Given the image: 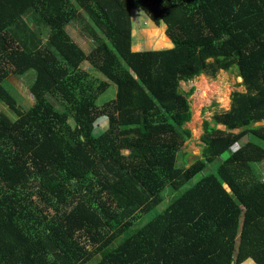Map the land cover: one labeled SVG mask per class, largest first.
<instances>
[{
	"label": "trees",
	"instance_id": "obj_1",
	"mask_svg": "<svg viewBox=\"0 0 264 264\" xmlns=\"http://www.w3.org/2000/svg\"><path fill=\"white\" fill-rule=\"evenodd\" d=\"M134 8L172 47L130 49ZM232 68L245 91L178 164L180 82ZM0 100V264H264V0H0Z\"/></svg>",
	"mask_w": 264,
	"mask_h": 264
},
{
	"label": "rangeland",
	"instance_id": "obj_2",
	"mask_svg": "<svg viewBox=\"0 0 264 264\" xmlns=\"http://www.w3.org/2000/svg\"><path fill=\"white\" fill-rule=\"evenodd\" d=\"M130 34H131V50H145V49H159L170 48L173 43L169 37L165 34V23L160 22L158 25L153 23L147 15L139 8L130 10ZM80 21L75 19L71 23V31L73 34H77L80 28ZM44 33H48V30H44ZM43 35H46L44 34ZM167 37L168 40L159 41L160 37ZM159 41V42H157ZM9 85L18 96L19 102L25 105H31L34 102L33 96L28 89V82L25 76H17L10 73L8 76ZM180 87L182 90L187 91L192 88L191 93L187 97L190 106V119L184 124L187 127L190 134L187 141L183 143L176 150L177 163L188 165L193 158L199 154L200 146L202 142L199 136L202 132L201 123L202 120H211L214 112H222L227 110L231 104V94L234 91H245L242 85V78L237 74L236 68L231 70L219 69L214 77L206 74H199L188 78L187 81H181ZM115 87L113 84L97 99V102L101 104L104 100L110 99L114 95ZM0 112L6 113L12 119L16 118V115L2 100H0ZM105 122H100L95 132L98 133L102 130V126ZM217 127L223 129L225 126L222 124ZM233 131H238L237 129ZM247 140V137H242L238 140V144H242ZM236 144V145H238ZM186 157V160L182 159V156ZM251 168L256 171L259 179H264V159L253 161ZM168 193L164 195H168ZM171 196V195H170ZM170 197H166V201L162 202L164 206ZM140 214V213H139ZM138 218L133 224L135 226L138 223ZM83 242V241H82ZM89 248V246H87ZM86 264H91L90 262Z\"/></svg>",
	"mask_w": 264,
	"mask_h": 264
},
{
	"label": "water",
	"instance_id": "obj_3",
	"mask_svg": "<svg viewBox=\"0 0 264 264\" xmlns=\"http://www.w3.org/2000/svg\"><path fill=\"white\" fill-rule=\"evenodd\" d=\"M237 54V52H235Z\"/></svg>",
	"mask_w": 264,
	"mask_h": 264
}]
</instances>
